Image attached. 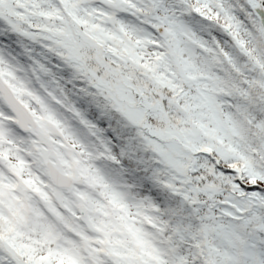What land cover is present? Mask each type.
Listing matches in <instances>:
<instances>
[{"label": "snow or ice", "instance_id": "obj_1", "mask_svg": "<svg viewBox=\"0 0 264 264\" xmlns=\"http://www.w3.org/2000/svg\"><path fill=\"white\" fill-rule=\"evenodd\" d=\"M0 264H264V0H0Z\"/></svg>", "mask_w": 264, "mask_h": 264}]
</instances>
